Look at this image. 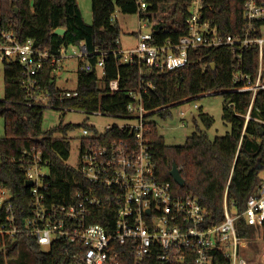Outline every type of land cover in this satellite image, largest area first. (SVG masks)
<instances>
[{"label": "trees", "instance_id": "16d2710c", "mask_svg": "<svg viewBox=\"0 0 264 264\" xmlns=\"http://www.w3.org/2000/svg\"><path fill=\"white\" fill-rule=\"evenodd\" d=\"M144 1L147 8L139 16L150 21L154 14L164 10L167 3L173 4L174 10L170 15L173 22L158 23L153 29L158 43L168 37L176 40L182 34L178 28L188 15L191 0ZM244 2L204 0L203 11L222 33L239 34L244 29ZM117 11L138 13L139 1L92 0L93 20L87 23L77 0H0L3 27L15 31L21 40L33 38L37 47L51 53H58L63 46H80L84 43L92 53L89 60L94 65L93 70H78L79 95L64 101V106L122 113L130 100L128 91L143 84L148 89L143 94L145 107L154 111L184 100L190 101L205 92L238 85L233 80V74L239 68L238 60L228 46L191 50L188 64L174 71L123 62L120 51L131 48H125L121 41L122 27L115 15ZM58 28H64L65 33L55 34ZM103 53L104 84L108 85L109 81L120 77L121 89L115 93L104 89L97 77L95 65ZM241 60V69L256 77L258 48H246ZM50 70L47 63L40 75V90L56 91V78L51 76ZM21 78V68L17 63H5V98L0 100V116L5 120V135L0 138V180L12 192L13 202L22 217L46 224L59 219V214L55 212L50 219L37 220L36 212H54V206L70 204L77 190L75 181L80 180L79 173L66 162L71 147L68 134L83 124L60 123L44 131L45 109L26 103L29 99ZM223 96L222 119L230 127L225 135L211 139L207 132L198 129L187 137L185 144L172 146L166 143L158 126L155 123L151 125L156 175L161 181H170L177 192L197 196L208 212V225L224 221L226 197L229 209L237 211L238 234L247 239L257 227L249 225L243 213L249 197L256 194L262 181L261 174L264 173V90L257 94L248 120L246 114L251 102L250 92H225ZM170 108L156 115L165 117L170 113ZM200 119L207 128L214 123V118L208 114H200ZM57 133L62 135L56 136ZM32 151H41L43 158L49 161L47 188L42 190L43 198L39 199L32 194V186L26 184L25 160ZM174 164L184 178L183 185L177 184L170 175ZM106 216H96L93 221L111 229ZM82 249L64 240H56L45 250L33 236L22 235L16 238L12 246L9 244L6 255H0V264H28L30 258L33 264H75L72 255ZM129 264L134 263L129 261ZM151 264L161 263L154 260ZM214 264H229V261L222 254H216Z\"/></svg>", "mask_w": 264, "mask_h": 264}, {"label": "built area", "instance_id": "2783aa9c", "mask_svg": "<svg viewBox=\"0 0 264 264\" xmlns=\"http://www.w3.org/2000/svg\"><path fill=\"white\" fill-rule=\"evenodd\" d=\"M138 1L137 14L140 15L146 10L147 3ZM204 8V0H191L188 15L178 28L182 34L176 40L168 37L162 43L156 41L153 28L143 31L151 21L139 16L137 43L131 49L121 50L119 55L123 62L174 71L188 64L191 50L230 47L238 60L239 68L233 74L238 85L205 93L250 92L248 120L257 94L264 90V0H245L244 29L234 35L222 33L205 16ZM69 47L63 46L58 53H51L37 47L33 38L21 40L15 31L3 27L0 14V61L4 64L15 62L20 66L21 84L27 91L28 105L122 120L121 124H107L102 129L95 124L81 126L79 162L73 166L80 180L75 181L78 187L72 202L54 206V212H36L37 220L47 219L49 213L52 216L58 213L60 217L54 222L41 224L22 217L13 202L12 192L0 180V255H6L9 244L12 246L18 236L31 235L45 250L56 240L81 246L83 249L72 255L75 264H129V261L151 264L154 260L161 264H214L216 254H222L229 264H248L241 251L244 238L237 231L238 216L231 215L226 197L224 221L208 225V212L197 196L177 192L170 181H161L156 175L157 165L150 138L151 125H157L153 116L186 100L148 110L143 95L148 89L140 84L128 91L130 100L122 113L64 106V101L79 95L78 86L69 89L57 85L54 92L40 90V75L45 65L49 64L50 74L55 78L61 74L65 58L84 60L78 70L92 71L94 68L89 60L92 53L84 43L76 46L73 53H69ZM249 47L258 48L256 77L241 69L243 51ZM104 56L103 53L95 65L97 77L104 89L115 93L121 89L120 77L104 84ZM195 107L199 108L197 104ZM185 116L186 111H182V126L186 123ZM25 162L27 180L33 182L31 192L38 199L43 198L41 192L47 188L46 178L50 175V172H44V168L49 169V161L43 158L41 151H32ZM243 215L249 225L264 227V180L256 194L249 197ZM96 216H106L111 229L93 221Z\"/></svg>", "mask_w": 264, "mask_h": 264}, {"label": "rangeland", "instance_id": "374dc122", "mask_svg": "<svg viewBox=\"0 0 264 264\" xmlns=\"http://www.w3.org/2000/svg\"><path fill=\"white\" fill-rule=\"evenodd\" d=\"M5 2V1H3ZM9 6L11 7V3ZM81 9L84 20L87 23H92V0H77ZM174 8L172 3H167L164 10L158 11L152 16L151 22L143 28V31H150L156 24H171L173 18L170 17ZM116 18L122 27L121 41L125 48H130L137 43L135 33L140 29L139 14H124L120 11L116 12ZM76 46H70L68 51L73 53ZM84 60L79 58H65L62 63L61 74L56 78L59 87L72 89L77 86L78 82V67ZM5 98V64L0 61V100ZM195 104L199 108L195 107ZM224 96L222 92L218 94L205 93L199 98L192 99L185 103L173 106L170 108V113L165 117L154 115L153 119L156 121L160 133L168 145H183L187 137L193 132L201 129L207 132L211 139L217 136L225 135L230 127L226 125L222 119ZM186 111L185 125L182 126L180 120V113ZM208 114L214 118V123L207 128L200 119V114ZM60 123H79V124H95L99 128H103L107 124H121L122 120L112 116H102L97 114H88L82 112H66L46 109L43 116V130L46 131ZM5 135V120L0 116V138ZM57 133L56 136H61ZM82 129L77 128L68 134L70 138V157L66 161L70 166L76 167L79 162L80 137ZM44 172H49L48 168H44ZM261 179L264 180V173L261 174ZM236 209L231 208V215H236ZM47 219L51 218V214H47ZM244 256L248 259V264H264V227H257L254 229L250 238H244V247L241 250ZM33 264L30 258L27 262Z\"/></svg>", "mask_w": 264, "mask_h": 264}, {"label": "water", "instance_id": "95a60500", "mask_svg": "<svg viewBox=\"0 0 264 264\" xmlns=\"http://www.w3.org/2000/svg\"><path fill=\"white\" fill-rule=\"evenodd\" d=\"M64 33H65L64 28H58L57 30H55V34L62 35ZM170 175L172 176V178L174 179V181L177 184H179V185L184 184V178L182 177V175L180 173V169L178 168V166L176 164H174L172 169L170 170ZM26 184H27V186H32L33 182L31 180H28L26 182Z\"/></svg>", "mask_w": 264, "mask_h": 264}]
</instances>
